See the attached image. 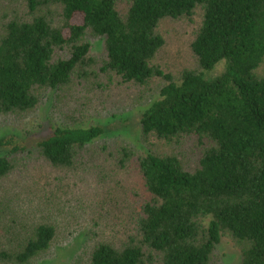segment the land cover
<instances>
[{
	"label": "trees",
	"instance_id": "obj_1",
	"mask_svg": "<svg viewBox=\"0 0 264 264\" xmlns=\"http://www.w3.org/2000/svg\"><path fill=\"white\" fill-rule=\"evenodd\" d=\"M3 1L23 11L0 18V115L23 118L47 92L55 102L102 74L139 89L164 80L136 117L146 146L98 145L136 171L145 195L127 232L91 244L85 264H212L223 236L239 248V264H264V0H126L124 9L120 0ZM195 15L196 66L173 76L153 63L161 25ZM92 38L104 39L103 57L90 55ZM64 122L37 137L1 135L0 180L33 150L53 168L97 167L87 150L112 126ZM8 230L20 240L6 247L0 228V264H30L56 235L33 214Z\"/></svg>",
	"mask_w": 264,
	"mask_h": 264
},
{
	"label": "rangeland",
	"instance_id": "obj_2",
	"mask_svg": "<svg viewBox=\"0 0 264 264\" xmlns=\"http://www.w3.org/2000/svg\"><path fill=\"white\" fill-rule=\"evenodd\" d=\"M17 4L1 2L0 18L10 15L12 8L22 12V6ZM119 5L124 9L126 0H120ZM74 21L81 22V17L77 15ZM199 24V15L164 21L161 25L164 44L153 63L173 76H178L182 69L195 68L190 43ZM90 43V55L103 57L104 39L92 38ZM217 70L215 68L206 76L218 74ZM95 81L92 79L89 86L78 87L80 92L59 95L55 102L54 93L47 92L39 107L23 118L0 115V136L13 133L37 137L49 131L51 125L64 124V121L80 126H112L103 137L89 145V158L98 165L89 171L53 168L33 150L20 160L8 178L0 180V228L6 247H14L20 240L8 230L9 223L20 222L24 215L33 214L35 220L43 218L55 226L56 235L49 248L30 264H85L91 244L103 238L117 240L127 232L131 208L145 195L139 193L136 171L132 167L127 166L122 171L108 156V151L104 149L99 153L97 148L102 142H114V146L119 143L146 146L139 142L136 117L158 94L164 80L154 77L142 90L118 79L110 82L104 74ZM191 148L182 146L180 152L192 157ZM239 262V248L229 236H223L215 247L212 264Z\"/></svg>",
	"mask_w": 264,
	"mask_h": 264
}]
</instances>
